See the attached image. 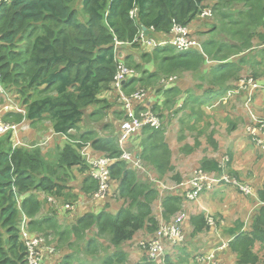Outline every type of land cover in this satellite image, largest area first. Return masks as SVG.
<instances>
[{
  "label": "trees",
  "instance_id": "16d2710c",
  "mask_svg": "<svg viewBox=\"0 0 264 264\" xmlns=\"http://www.w3.org/2000/svg\"><path fill=\"white\" fill-rule=\"evenodd\" d=\"M217 1L220 6L215 9L219 10L217 16L228 17L222 19L228 21L226 24H235H230L226 33L229 37L227 40L216 32L215 39L204 43L208 59L217 63L211 69L210 82L218 89L209 90L210 96L207 99L197 96L194 104L204 105L212 101L216 92L222 93L221 88L226 82L238 79V72L246 60L230 61V55L250 50L255 37L261 43L260 46L264 47V0ZM242 1L248 9L239 11L238 18L223 12L226 8L232 10L235 3ZM206 2L207 0H10L7 3L0 0V74L7 90L20 93L21 107L25 110V113L6 114L3 121L15 125H21L25 121H29L31 125H43V122L49 121L52 123L53 133L65 136L70 142L60 148L63 151L59 152L53 162L56 165L54 168L39 150L21 147L13 149L14 142L10 133L3 136L4 142L0 143V264H26V249L19 236L21 215H26L30 220L29 228L32 232L54 233L60 244L59 250L63 253L64 260L61 264H87L80 256L87 254L94 257L100 252V248H109L115 252L104 258H94L89 261L91 264H98L99 260L103 264H125L128 259V243L136 239L137 233L145 231L146 235L143 237L146 238L156 233L160 224L153 205L159 199V192L149 182L147 175L138 176L136 169L130 168L121 160L119 137H98L96 133L82 129L87 128L84 120L89 108L95 110L87 112L88 123L110 114L108 110L111 107L99 97L104 93L117 92L115 77L119 63L114 55L115 41L131 44L144 30H148L151 37L157 40H167L172 37L173 28L177 24L187 27L200 18L201 12L209 8ZM134 8H138V17L132 19L130 12ZM80 14L86 17L85 21L80 20ZM129 48H126L125 66L136 71L139 77L121 86L125 95H131L136 90V85L160 93L162 91L156 89L164 77L185 72L199 73L207 62L198 51L176 52L172 45L149 50L143 44L134 43ZM133 49H136V55ZM262 53L264 54V48ZM177 92L175 88L165 90L163 100H154L146 106H152L155 110L163 104L169 105L171 101L167 99L172 95L176 96ZM116 94V97L120 96L118 92ZM120 110L115 112V116L123 117L124 120L125 111L123 107ZM73 131L76 134H71ZM165 134L164 127L142 129L137 154L158 177L165 180L171 175V180L178 183L182 177L176 173L173 153ZM74 141L90 142L94 150L115 160L110 167L108 192L117 194L124 201V206L116 214L109 213L105 208L97 213L88 212L82 217L61 209L60 214L68 219L65 225H60L53 216L37 218L43 211V197L51 196L62 201L67 195H73V188L65 183L74 173L72 169L76 173H84L81 197H85V194L94 195L100 189L89 165L81 156V146L74 144ZM209 141L215 145V149L218 148L213 138ZM182 150L194 152L192 149L188 150L187 146ZM230 164L231 158L227 168ZM200 167L205 172H223L219 162L208 158L202 159ZM14 188L18 192H14ZM16 193L21 195L20 206L17 204ZM38 193H43L41 199ZM258 195L263 204L258 206L250 227L236 221L234 226L222 230L229 240V250L236 256L235 264L259 262L260 258L255 250L257 244L264 246V191H259ZM78 199L75 197V202ZM183 203L184 199L181 197L165 195L161 202L163 219L170 222L181 211ZM217 221L215 219L214 228L220 229V224L223 223ZM186 223L192 227L189 229L191 242L211 227L203 214L191 216ZM91 232H94V237ZM105 241L108 246H104ZM184 248L185 246L179 247L176 254H180L179 251ZM188 251L186 250L187 261L191 257ZM143 254L145 261L149 262L144 252ZM197 257L198 255L191 257L193 264ZM165 262L170 264V259L166 258Z\"/></svg>",
  "mask_w": 264,
  "mask_h": 264
},
{
  "label": "rangeland",
  "instance_id": "374dc122",
  "mask_svg": "<svg viewBox=\"0 0 264 264\" xmlns=\"http://www.w3.org/2000/svg\"><path fill=\"white\" fill-rule=\"evenodd\" d=\"M206 3L207 6L213 10L212 17L202 18L200 15V18L192 22L190 26L186 27V29L190 32V38L196 44L195 51H198V53L203 55L207 62L200 68L199 73L185 72L173 76V82L175 84L173 88L178 90V92L175 93L176 96L172 95L171 98L167 99L171 101L169 105L163 106V104L156 107L155 110H157L156 112L158 114L162 115L161 118L163 121V127L166 129V141L171 147L173 153L174 167L176 168V173L179 174L183 180L191 178L196 172L200 171V163L202 159L208 158L212 161L216 160V162L224 164L225 157L229 156V158H231V164L228 167L229 169L226 168L227 173L236 175L242 183L251 186L256 192L261 190L264 191V147L258 144L257 139L256 142H254L249 134L250 128L256 127L257 122L264 121V54L262 53V49L264 47L260 46L261 43L258 42L255 37L252 43L253 47L250 50H246L238 55H230V61L238 62L240 59L246 60V63L241 65V71L238 72V79L226 82L221 88L222 93L219 94L216 92L213 97V101L207 102L204 105H200L199 103L194 104L193 101L197 96L207 99L209 98L208 96H210L208 93L209 90L218 89L217 86H213L210 82V79L212 78V75L210 74L211 69L217 65V63L214 61L212 62L207 58V54L204 51L205 49L203 50L204 43L208 40L215 39L216 32L220 33V36L223 39L226 38L227 40L229 37L226 33L229 31V26L230 24H235L234 22L226 24L228 21L222 19H226L228 17L224 18L222 16H217L216 13L219 12V10H215L219 6L217 0H207ZM235 4L232 6V10L226 8L223 12L225 14H233L236 18H238L239 11L241 12L248 9L245 7L246 4L243 1L239 4ZM84 17L85 16H83V14L79 15L81 21H85L86 17L85 19ZM176 29H178V27L174 28L172 34L176 31ZM132 51L136 55V49H133ZM138 77L139 76L135 78L138 79ZM166 79L167 77H164L161 84L156 89H159L162 92L158 93L149 90L144 91H146V94L153 96L161 94L157 98L163 100L161 98H163L162 95L165 90L162 89V86L163 84L166 86L171 84L163 82ZM256 84L258 85L257 88ZM138 85L141 86L140 84ZM135 89V91H142L144 87H138L136 85ZM116 93L117 92H115V94H105L106 96L103 95L104 97H99L101 100L106 101L107 105L111 107L108 110L110 114L105 116L103 119L88 123L87 112L88 110H92L93 112L95 109L91 108L87 110L84 120V122H86L85 127L87 128H83L82 130L85 129L88 130L87 132H94L98 135V137L103 138H107L111 135L117 136V138L119 137L123 117L119 118L115 116V112L121 111L120 109L122 108L120 97H116ZM146 102L149 104L147 99ZM21 103L22 99L20 93H17L14 90L9 91L3 85V91L0 93V112H3L4 107L9 108L10 110L7 111V108L6 111L4 110L5 113L1 116V120L3 121L6 114L19 113L18 109H22L20 107ZM51 124V122L45 121L43 122V125L36 128V130L42 134L41 140L36 141V144L44 145L50 140L46 146L30 149L29 147L31 146V141L27 139V146H19V148L39 150L47 162L55 168L56 165L53 162H55L57 155L59 152H62L63 149H60L61 147L59 144L61 138L52 134L53 128ZM29 125V122H24L23 124L17 126L20 127L22 133L26 136L30 128ZM234 125H236V128L232 129ZM82 126L83 124L81 127ZM71 134H76V131H73ZM139 134L132 138L133 140H131L132 142L129 146L130 152L133 155L137 154V149L140 147ZM10 135L12 136V134ZM3 136L0 137V143L4 142ZM137 136L139 137L136 141L135 139ZM211 138L214 139V143L218 146L217 149H215V145L210 143L209 140ZM134 141L136 142L135 145L133 144ZM67 142H69L68 139ZM184 146H187L188 150L192 149L194 152H183L182 149L185 148ZM82 153L87 157H93L96 161H99L97 160L98 158L107 157L104 154H101V152L94 150L92 143L90 142H86V146L82 150ZM92 166L93 165L91 164L90 167ZM72 170L74 172L75 169ZM74 173L67 178V182L62 181L66 184H70L68 187L73 189L76 187V183H72V180H76V174ZM138 176H142V174L138 173ZM165 181L170 184H175V182L171 180V175H169ZM225 188L226 189L223 188L222 191H217L216 194H225L224 190L228 191L225 198L218 200V204L222 202L221 205L229 211H231L234 206H243L249 209L257 206L259 203V200H257L258 202L251 201L249 200L251 197L247 198L242 196L240 192H237L233 188ZM16 190L18 192L17 188ZM42 194L43 193L37 194L38 196H41L39 197L40 199L43 197ZM252 199L255 198L252 197ZM63 201L73 204L75 202V198L73 195H67L62 201L58 202L60 204ZM42 202L44 205L43 211L37 218L53 216L60 225H65L68 219L65 215L60 214L59 206H52L45 197H43ZM187 205L188 207L185 206L183 212H185L189 217L192 213L190 210V203ZM78 210L81 211L79 208ZM153 211L157 216L158 221L161 222V225L164 224L165 222L162 218L163 209L162 207L160 208V204H154ZM24 216L25 215H21L20 218ZM253 216L254 213H252L248 219L250 225L252 223ZM174 219L175 218H173L169 223L173 222ZM209 219H213V221H215L216 218L208 217V220ZM186 221L183 226L184 232ZM69 222H71V219H69ZM230 223L231 222L229 220H226L223 225H220V235L215 236V238L212 239V243H209L208 241L209 235L199 236L196 241L194 239L192 242L188 239V235H186L187 244L185 243V248L179 251L180 254H176L175 259H170V264H186L188 262L186 259L188 257L186 250H189L188 252L191 253V257H195L196 255L201 256L208 251L209 253L215 252L216 254L220 252L218 254H220L223 259L225 251L229 248H226L225 251L219 250L220 248H225V246L228 245V238H223L222 230L227 228ZM211 227H214V224L211 225ZM160 228L161 226L159 229ZM28 233L34 238L40 237L45 240L42 248L45 264H61V261L64 260L63 253L60 252V244L57 242V238L53 232L50 234L38 231L32 232L29 228ZM93 234L94 232H91L92 237H94ZM154 235L155 233L147 240L153 238ZM142 241L143 239L139 235L134 241L128 243L127 248L129 252L126 253L128 259L125 264L149 263L145 261V256L140 249V243ZM103 244L106 246L107 242L105 241ZM107 249L109 248H100L103 258L107 256V254H113L115 252L110 251L112 249L107 251ZM255 251L260 258L258 264H264V246L258 244ZM100 252H97L95 256H97ZM192 253H195V255H192ZM221 261L219 263L217 262V264H232V262L225 261L221 263ZM98 264H103L102 260H99ZM153 264H156V262ZM164 264L169 263L165 262Z\"/></svg>",
  "mask_w": 264,
  "mask_h": 264
},
{
  "label": "built area",
  "instance_id": "2783aa9c",
  "mask_svg": "<svg viewBox=\"0 0 264 264\" xmlns=\"http://www.w3.org/2000/svg\"><path fill=\"white\" fill-rule=\"evenodd\" d=\"M2 2H10V0H2ZM132 19L138 17V8H134L130 12ZM212 12L209 9H204L201 12L202 18L211 17ZM178 27L176 31L172 34L171 38L167 40H157L146 32L134 40L133 43H124L122 41L116 40L114 44V55L116 62L119 63V70L115 77L116 90L119 93L121 100V105L125 111V119L123 120L120 128L119 145L122 150L121 160L125 161L131 168L138 171L139 174L147 175L149 182L153 184L155 190L161 192V194L170 195H181L186 201L196 202L200 198L209 192H214L217 188L222 186H232L239 190L244 196L258 198L256 191L249 185L240 182L237 178L223 173H209L200 170L196 172L191 178L183 180L181 182H175V184H170L169 182L160 179L153 171H150L145 163L137 156L133 155L128 147L131 139L136 136L145 127H151L155 129H160L162 127L161 118L155 114L151 108L137 110L138 106L145 103L146 99L150 97V94H146V89L142 91H135L130 96L125 95L122 92L121 86L126 82L133 80L138 75L136 71L125 66L124 58L126 56V48L128 49L134 43L143 44L144 47L149 50H153L156 47L172 45L179 52H187L195 49L196 44L190 38L191 34L188 32L186 27L181 24H177L174 28ZM173 28V30H174ZM173 77L169 78L167 81L171 83L165 86V88H172L174 86ZM256 84V88H257ZM3 91L2 87V77L0 75V93ZM7 107H4L3 112H0V137L6 134H12L14 140V147L24 146L20 135L22 131L19 126L15 124H6L1 120V116L5 113ZM22 108V107H21ZM5 110V111H4ZM10 109L7 108V111ZM20 113H25V110L18 109ZM249 134L253 141L257 142L259 145L264 147V121L257 122V126L249 129ZM86 146V145H85ZM84 146V147H85ZM82 148V150L84 149ZM81 154L87 164H92L90 167L93 178L99 183L100 189L97 196H105L108 193L110 184L111 165L115 162L113 158H98L87 157L81 151ZM229 161L225 158L224 164ZM14 192L17 190L14 188ZM17 204L20 206L21 195L16 193ZM51 204L56 205L57 200L55 198H49ZM77 204H64L61 206L63 210L69 211L72 214L77 212ZM173 222L169 223L164 221V224H160L161 228L157 231L155 236L149 240L145 239L140 243L141 250L145 253L148 261H158L166 255V248L168 245L174 247L182 244L185 241V234L183 231L184 223L189 219L188 215L181 211L176 216H174ZM211 225H215L213 219H209ZM29 220L26 216L21 217L19 220V236L20 240L25 245L26 254V264H45L42 248L44 246L45 240L43 238H34L29 235ZM147 240V241H146ZM226 247V246H225ZM224 248H220L223 250ZM197 262L199 264H217L219 261L216 258L215 252L208 253L207 255L198 256Z\"/></svg>",
  "mask_w": 264,
  "mask_h": 264
},
{
  "label": "crops",
  "instance_id": "0c3cea01",
  "mask_svg": "<svg viewBox=\"0 0 264 264\" xmlns=\"http://www.w3.org/2000/svg\"><path fill=\"white\" fill-rule=\"evenodd\" d=\"M105 94L107 95L110 93H104L101 96H103V95L106 96ZM160 95H158V96H160ZM156 98H157V96L151 97V99H156ZM161 99H163V98H161ZM89 109H91V108H89ZM88 112L91 113L92 110H88ZM39 126H41L40 123H38V125L37 124L36 125L30 124V128H29L27 135L22 136V138L25 140L26 143H27V139L29 141H31V146L29 147L30 149L34 148V147L46 146L50 142V140H49L44 145L36 144V141L41 140V136H42V134L38 130H36V128ZM52 134L56 137L61 138V140L59 141L60 147H62L63 145H65L67 143V138H65V136L54 134L53 131H52ZM74 172H75L74 174H76V180H74L72 182L76 183V187L74 189H72V191H73V197L74 198L76 197V199L79 198L76 202L78 203V208L81 210V211L78 210V215H80V217H82L84 214H86L88 212L89 213L90 212L97 213L99 211H102L105 208H107L106 210L109 213L116 214L119 212L120 208L123 206V201L118 198L117 194L108 193L105 196H97V194H94V195L93 194L92 195H86L85 194V197L84 196L81 197L82 182L84 179L83 178L84 173H80L79 171H78V173H76V171H74ZM71 186H72V184H71ZM222 190L223 189H219L217 191H222ZM115 192H116V190H115ZM216 192L205 193L204 196H202L200 198V200L196 201V202H190V201H186L184 199V203H183L184 207L185 206L188 207L187 204L190 203V210H191L192 214L189 215V219L191 216H194L196 214H203V215H205L209 226H211V224L208 220V217H213V218H216L218 220L217 222H220L223 224L225 223L226 220H229L231 223L227 226V228L234 226L236 221H241V223H244L245 227H247V228L250 227L251 225H250V222L248 219L250 218L252 213H254V216H255L258 206H260L262 204L258 203L257 206H255L253 208H249V209H247L246 207H243V206H234V207H232V210L229 211L228 209H226L225 207H223L221 205L222 202H220L218 204V200L221 198H225L228 191L224 190L225 194H216ZM178 194L179 193H177V195ZM164 196H165V194L159 193V199L156 200V203L160 204V208H161V202H162ZM245 197H247V196H245ZM247 198H250V197H247ZM249 200L255 201V202L257 201L255 199H252V197ZM156 218H157V216H156ZM157 220H158V218H157ZM190 228H192L190 226V224L186 223L185 232H186V235H188V239H190V232H191V230H189ZM218 228L219 227H216V228L209 227V229L205 231L206 233H201V234H199V236L209 235L208 241H209V243H212V239L215 238V236L220 235V229H218ZM224 229H226V228H224ZM137 235L138 236L140 235L141 238L143 239V238H145L143 236L146 235V232L140 231L139 233H137ZM136 238H137V236H136ZM223 238L224 239L227 238L226 235L223 234ZM206 240H207V238H206ZM257 245H256V249H257ZM223 251H225V250H223ZM228 252H229V254H228ZM218 253H220V252H218ZM218 253L217 254L215 253L216 258L219 261L222 260L221 263L226 261V262H232V264H235L236 256L229 249L225 251V254L223 255V257H224L223 259L221 258V255ZM175 256H176V254L174 255L173 259H175ZM100 257H103L101 252L97 256H94V257H89L87 254H83V256H80V258H82V260H85L87 264H91V262H89V261H92L94 258L97 259ZM189 260H190V258H189ZM189 260H188V264H193L192 260H190V261ZM56 264H58V263H56Z\"/></svg>",
  "mask_w": 264,
  "mask_h": 264
},
{
  "label": "clouds",
  "instance_id": "9594fccd",
  "mask_svg": "<svg viewBox=\"0 0 264 264\" xmlns=\"http://www.w3.org/2000/svg\"><path fill=\"white\" fill-rule=\"evenodd\" d=\"M206 9H209V10H211V12H212V15H213V10L211 9V8H206ZM212 17V16H211ZM145 31V30H144ZM145 32H147L146 34L147 35H150L151 36V34H150V32H148V30L147 31H145ZM174 47V46H173ZM203 50H204V47H203ZM191 51H195V49H192ZM176 52H179V51H177V49H176ZM188 52V51H187ZM208 58V57H207ZM1 75V74H0ZM173 76H176V75H173ZM173 76H170V77H168L166 80H164V81H167V80H169V78H172ZM2 77V76H1ZM161 82H162V80L160 81V84H161ZM165 84H163V86H162V89H164V90H168V89H172L174 86H175V84H174V86L172 87V88H165ZM2 87H3V82H2ZM145 89V88H144ZM147 90V89H146ZM135 92V91H134ZM110 94H113V92H109ZM153 95H150V97L147 99L148 100V102H149V104H147V102L145 101V103L143 104V105H141V106H138L137 107V110L139 111V110H143V109H147V108H151V110L155 113V114H157L160 118H161V116L153 109V107L152 106H149V107H147L146 105H150L151 104V102L152 101H156V100H158V98H156V99H151V97H152ZM158 97V96H157ZM213 101V100H212ZM21 107V106H20ZM161 120H162V118H161ZM25 122H29V121H25ZM30 126V125H29ZM151 128V127H150ZM161 128H163V121H162V127ZM160 128V129H161ZM153 129H155V128H153ZM142 131V130H141ZM140 131V132H141ZM139 132V133H140ZM138 133V134H139ZM24 134L22 133L21 135H20V138H21V140H22V142L24 143V147H26L27 146V144H26V142H25V140L22 138V136H23ZM119 136H120V134H119ZM66 138V137H65ZM68 139V138H67ZM69 140V139H68ZM132 140V139H131ZM119 141V140H118ZM13 142H14V140H13ZM75 143H77V144H79L80 146H81V150H80V153H81V151H82V148L86 145V143H81L80 141H74V144ZM87 143H89V142H87ZM130 143H131V141H130ZM130 143H129V146H130ZM118 144H119V142H118ZM119 147H120V145H119ZM14 148H19V146L18 147H14V145H13V149ZM34 148H36V147H34ZM39 148V147H38ZM121 149V148H120ZM128 149H129V147H128ZM122 151V150H121ZM129 151H130V149H129ZM81 156H82V154H81ZM137 156L140 158V156L137 154ZM136 156V157H137ZM108 157V156H107ZM82 158H83V156H82ZM109 158H111V157H109ZM225 158H228L229 159V156H226ZM84 159V158H83ZM141 159V158H140ZM142 160V159H141ZM143 161V160H142ZM224 162H225V159H224ZM228 163H229V161L226 163V164H222V163H220L221 164V169H223V172H216V173H218V174H223V173H226V174H228L227 173V171H224V169H226L227 168V166H228ZM129 166V165H128ZM130 167V166H129ZM131 168V167H130ZM200 170H202L201 168H200ZM204 171V170H203ZM205 172V171H204ZM209 173H211V172H209ZM215 173V172H214ZM228 175H230V176H232L233 178H237L240 182H242L238 177H236V176H233L232 174H228ZM160 178V177H159ZM161 179V178H160ZM163 180V179H162ZM181 181H183V178H182V180ZM180 181V182H181ZM225 187H230V188H233V189H235L234 187H232V186H222V187H219V188H217L214 192H216L217 190H219V189H226ZM237 192H240L239 190H237V189H235ZM157 191V190H156ZM157 192H159V191H157ZM159 193H161V192H159ZM241 193V192H240ZM242 194V193H241ZM256 194H257V197L258 198H256V200H259V203L260 204H263V202H261L260 201V199H259V195H258V192H256ZM167 195H170V194H167ZM243 195V194H242ZM172 196H178L177 194L176 195H173L172 194ZM204 196V195H203ZM244 196V195H243ZM178 197H181L182 199H184L181 195L180 196H178ZM45 198H46V200L49 202V198H54V197H51V196H45ZM56 199V198H55ZM57 200V199H56ZM50 203V202H49ZM51 204V203H50ZM64 204H71V203H60L59 204V202H58V200H57V204L56 205H54V204H51L52 206H54V207H57V206H59V210H61L62 208H61V206L62 205H64ZM74 205L75 204H77V202H74L73 203ZM78 208V207H77ZM163 209V208H162ZM183 209H184V206H182V208H181V211H183ZM63 210V209H62ZM63 211H65V212H69V211H66V210H63ZM180 211V212H181ZM69 213H71V212H69ZM179 213V212H178ZM177 213V214H178ZM176 214V215H177ZM74 215H77L78 217H80V215H78V209H77V212L74 214ZM175 215V216H176ZM26 216V215H25ZM27 217V216H26ZM28 218V217H27ZM162 218H163V216H162ZM174 217H172V219H173ZM171 219V220H172ZM170 220V221H171ZM189 220V219H188ZM165 221V220H164ZM30 223V222H29ZM159 224H161V222L159 221ZM29 226V225H28ZM159 229V228H158ZM158 231V230H157ZM157 231H156V233H157ZM183 231H184V229H183ZM155 233V234H156ZM184 234H185V232H184ZM155 236V235H154ZM145 239H148V238H143V240H145ZM187 237H186V234H185V241L182 243V244H179V245H177V246H174V247H172V246H170V245H168V247L166 248V255L163 257V258H161L160 260H158V261H149V262H153V263H155L156 262V264H164V262H165V260H166V258H168V259H171V258H173L174 257V255L176 254V251H177V249L179 248V247H181V246H185L186 244H187ZM228 241V243H229V240H227ZM186 243V244H185ZM226 248H228V245L223 249V250H225ZM141 249V248H140ZM220 250V249H219ZM223 250H221V251H223ZM142 251V250H141ZM173 252V253H172ZM209 253V251L207 252V253H205V254H202L201 256H203V255H207ZM216 255V254H215ZM199 256V255H198ZM218 260V259H217ZM219 261V260H218ZM220 262V261H219ZM195 264H199L198 262H197V260H196V263Z\"/></svg>",
  "mask_w": 264,
  "mask_h": 264
},
{
  "label": "water",
  "instance_id": "95a60500",
  "mask_svg": "<svg viewBox=\"0 0 264 264\" xmlns=\"http://www.w3.org/2000/svg\"><path fill=\"white\" fill-rule=\"evenodd\" d=\"M146 29V28H145ZM147 33V32H146Z\"/></svg>",
  "mask_w": 264,
  "mask_h": 264
}]
</instances>
